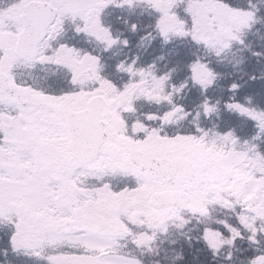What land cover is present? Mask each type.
I'll use <instances>...</instances> for the list:
<instances>
[{
	"label": "snow or ice",
	"instance_id": "snow-or-ice-1",
	"mask_svg": "<svg viewBox=\"0 0 264 264\" xmlns=\"http://www.w3.org/2000/svg\"><path fill=\"white\" fill-rule=\"evenodd\" d=\"M0 264H264V0H0Z\"/></svg>",
	"mask_w": 264,
	"mask_h": 264
}]
</instances>
